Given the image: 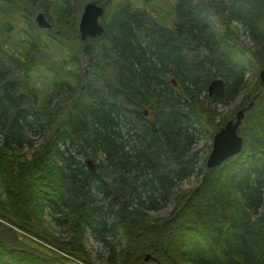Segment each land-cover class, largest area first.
Listing matches in <instances>:
<instances>
[{
  "label": "trees",
  "instance_id": "16d2710c",
  "mask_svg": "<svg viewBox=\"0 0 264 264\" xmlns=\"http://www.w3.org/2000/svg\"><path fill=\"white\" fill-rule=\"evenodd\" d=\"M42 1L20 3L35 15ZM62 2L56 26L71 28L73 5ZM175 11L169 29L119 4L99 47L86 51L102 63L100 81L75 96L61 83L53 105L28 76L38 57L0 54V264H93L85 235L109 264H264L260 79L247 96L240 155L208 169L194 151L211 107L240 94L251 58L264 64V0H178ZM218 78L226 93L209 97ZM196 171L199 185L180 189ZM172 200L166 216L151 215Z\"/></svg>",
  "mask_w": 264,
  "mask_h": 264
},
{
  "label": "rangeland",
  "instance_id": "374dc122",
  "mask_svg": "<svg viewBox=\"0 0 264 264\" xmlns=\"http://www.w3.org/2000/svg\"><path fill=\"white\" fill-rule=\"evenodd\" d=\"M20 1L0 0V54L11 61L13 60L12 56L24 60L27 52H29V58L33 61H36V57H38L35 67L32 68L28 76L31 78L32 84L36 86L40 97H46L49 100L52 98V105L59 99L56 95L61 83L68 82L73 90V96H75V94L79 93V89L88 86L90 79H92L93 86L100 81L99 76L101 73L97 69L103 67L101 66L102 63L98 59V56L94 61L90 59L86 53L85 46L80 42L79 24L85 6L88 3L96 2L105 6V15L101 19V23L103 24H109L119 4L130 2L133 9L145 12L149 19L156 22L159 26L172 29L177 18L175 9L178 2V0H71L73 19L71 20V28L70 26L65 28L60 27V25L56 26L57 18L53 13L55 2H59L57 4L59 8L63 5L62 0H43L38 5L39 8L35 15L30 6L25 10V6L23 7ZM48 2L50 10L46 13ZM52 2L54 3L52 4ZM41 13L45 15L46 19L53 26L49 33L40 30L41 28L38 26L36 18ZM29 25L32 26L31 29L28 27ZM232 26L237 28L241 41H244L247 45L250 43L251 45L254 44L243 35L241 27L235 24ZM65 29H69V31L63 32ZM30 42H33L35 46L32 51H27V48H29L27 46L30 45ZM97 47H99L98 43L93 41L89 43L87 50L93 52ZM255 59L254 57L250 60V70L245 76V87L240 94L225 104H214L211 107V111L213 112L212 124L207 123L205 126L200 127L201 133L197 137L198 140L194 145V151L199 156L201 163L202 159H207L212 151V148L210 149L209 147L213 145L214 135L221 127V122L226 119L224 121L225 124L235 119L236 113L241 108H247V104L251 102L247 100V96L254 86L256 91L260 90V87L256 84L257 80L260 79L259 74L263 64H260ZM102 86L103 84L98 83L99 89ZM86 101L88 99L84 102L87 104ZM206 108L209 109V105H206ZM243 122L244 120L240 129L244 127ZM34 142L36 145L40 143L39 139H35ZM29 152L30 150L27 148L24 151L25 154ZM199 183L200 178L196 171L181 183L179 188L183 191H190L199 185ZM173 207L174 202L172 200L164 211L153 212L151 215L155 218L166 216ZM54 230L66 240L72 234L66 226L54 227ZM84 237L86 242L84 244L90 253L92 263L109 264L108 253L103 251L102 246L96 243L90 235H85Z\"/></svg>",
  "mask_w": 264,
  "mask_h": 264
},
{
  "label": "water",
  "instance_id": "95a60500",
  "mask_svg": "<svg viewBox=\"0 0 264 264\" xmlns=\"http://www.w3.org/2000/svg\"><path fill=\"white\" fill-rule=\"evenodd\" d=\"M105 14L103 6L91 2L85 6L83 15L80 20L79 31L83 39L87 37H103L106 29L100 24V18ZM37 23L39 27L51 28V24L45 18L43 14L37 16ZM261 83L264 85V64L259 74ZM174 86H178L176 79L172 80ZM227 85L226 81L222 78L213 80L208 87V96L213 98L223 97L226 93ZM251 103L247 109L252 108ZM239 110L235 119L230 120L226 125L215 133L213 138L212 151L207 157L206 167L208 169H214L220 167L228 160L240 155L244 148V138L239 134V129L242 121L245 118L246 110ZM144 114L148 116V110L144 111ZM88 165L91 170H95L93 161H88ZM147 257V261L149 260Z\"/></svg>",
  "mask_w": 264,
  "mask_h": 264
},
{
  "label": "flooded vegetation",
  "instance_id": "af4514ba",
  "mask_svg": "<svg viewBox=\"0 0 264 264\" xmlns=\"http://www.w3.org/2000/svg\"><path fill=\"white\" fill-rule=\"evenodd\" d=\"M127 3V2H126ZM103 7H105V6H103ZM113 15H114V13H113ZM112 18H113V16H112ZM111 18V19H112ZM102 19V18H101ZM101 19H100V24L104 27V28H106V25H108V24H103V23H101ZM110 23V22H109ZM79 34H80V31H79ZM97 38H102V37H87V38H85V39H83L82 38V36H81V34H80V42H81V44L82 45H84L85 46V50L87 51V49L89 48V43L90 42H93V41H95L96 42V39Z\"/></svg>",
  "mask_w": 264,
  "mask_h": 264
}]
</instances>
